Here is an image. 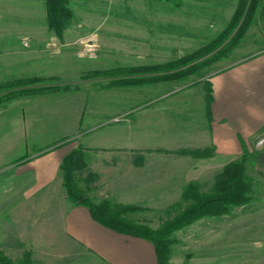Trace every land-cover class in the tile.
Listing matches in <instances>:
<instances>
[{
  "label": "rangeland",
  "instance_id": "obj_1",
  "mask_svg": "<svg viewBox=\"0 0 264 264\" xmlns=\"http://www.w3.org/2000/svg\"><path fill=\"white\" fill-rule=\"evenodd\" d=\"M40 2L0 0V27H18L23 17H27L26 23H36L40 11L43 26L49 27L45 0ZM68 5L73 10L65 28L69 29L68 44L49 48L57 53L43 66L52 75L29 86H67L81 91L72 96L84 106L80 129L52 148L76 142L70 152L80 150L73 181L81 193L96 204L107 200L110 205H135L124 216L158 230L190 203L183 197L187 186L197 183L200 193L211 192L229 159L216 153L213 144L195 148L196 143L183 138L180 130L204 124L206 102L196 94L202 85L208 91L207 83L214 74L264 48V0L241 38L231 43L237 37V26L225 42L193 62L201 63L193 74L128 85L114 84V78L103 73L165 63L205 47L229 23L233 15L228 17L230 4L214 0H68ZM6 92L9 90L1 93ZM263 148L254 141L251 150L245 148L246 173L252 183L250 200L225 215L204 216L173 231L169 264H264V170L257 164V153ZM204 151L213 156L202 154ZM61 176L63 179L62 170ZM63 187L69 203L87 208L70 200ZM43 214L45 219L48 213ZM91 218L85 228L91 243L62 245L60 230L57 257L50 260L40 254L36 261V251L26 253L34 264H159L152 241L117 232ZM2 258L11 259L0 248V261ZM11 260L18 264L24 259Z\"/></svg>",
  "mask_w": 264,
  "mask_h": 264
},
{
  "label": "crops",
  "instance_id": "obj_2",
  "mask_svg": "<svg viewBox=\"0 0 264 264\" xmlns=\"http://www.w3.org/2000/svg\"><path fill=\"white\" fill-rule=\"evenodd\" d=\"M214 1L230 4L228 17L237 5L235 0ZM39 15L36 23H26L27 17H23L18 27H0V83L52 75L44 72L43 64L57 53L50 47L62 42L67 46L69 29L59 37L43 26L41 11ZM209 80L211 103L205 85L196 93L206 102L204 124L197 129L185 127L180 133L196 143L195 148L213 144L216 153L229 158L228 163L243 155L245 148L251 150L253 141L256 143L264 133V48ZM80 92L55 90L23 95L0 106V248L13 260L24 259L28 250L36 251V261L40 254L50 260L57 257L60 230L62 245L92 241L85 232L92 221L90 212L69 203L61 176L62 159L76 142L52 148L80 129L84 106L72 99ZM24 155L27 158L18 162ZM257 164L264 170V148L257 153ZM43 213H48L45 219Z\"/></svg>",
  "mask_w": 264,
  "mask_h": 264
},
{
  "label": "trees",
  "instance_id": "obj_3",
  "mask_svg": "<svg viewBox=\"0 0 264 264\" xmlns=\"http://www.w3.org/2000/svg\"><path fill=\"white\" fill-rule=\"evenodd\" d=\"M262 0H239L236 9L226 27L218 34V36L209 42L205 47L176 58L174 60L146 65L143 67H119L117 70L108 71L103 74H110L114 79V84H136L141 82L173 80L184 78L193 74L200 67L201 63H193L199 57H202L208 51H211L217 44L225 42L232 30L239 26L237 37L232 39L231 43L241 38L242 32L248 27L249 23L255 16L257 9ZM47 9V21L49 27L55 33L62 37L63 32L73 17V10L68 5V0H45ZM241 33V34H240ZM165 70V73L160 71ZM116 73V74H115ZM139 73H149V78L137 76ZM137 74V75H136ZM44 78L32 77L21 78L0 83V93L9 90V92L0 94V105L7 101L17 98L23 94L41 93L49 90H69L67 86H39L29 87L31 85L43 82ZM207 100L208 104L212 101L211 82L207 83ZM24 87L22 89H15ZM209 107V106H208ZM244 155L238 160H232L225 164L222 171L216 176L214 188L211 192L200 193L197 183H191L184 190L183 197L190 203L179 213L174 219L166 222L158 230H153L146 225H142L128 220L124 214L135 210V205L116 204L110 205L109 201L104 200L101 203H94L91 199L81 193V190L74 183L73 169L80 150H74L67 154L61 163L63 172V184L70 200L76 204L87 206L91 216L104 226H107L117 232L129 234L136 237H142L153 242L159 264H169L170 246L173 242L171 235L173 231L179 229L204 216H221L229 213L235 206L243 205L250 200L252 183L250 177L246 173L247 156ZM194 155L200 153L192 152ZM209 155V153H202ZM27 158V155L20 157V162ZM0 264H16L11 259L2 258ZM18 264H34L29 253H26L24 260Z\"/></svg>",
  "mask_w": 264,
  "mask_h": 264
},
{
  "label": "built area",
  "instance_id": "obj_4",
  "mask_svg": "<svg viewBox=\"0 0 264 264\" xmlns=\"http://www.w3.org/2000/svg\"><path fill=\"white\" fill-rule=\"evenodd\" d=\"M256 145L263 146L264 145V133L258 137L256 140Z\"/></svg>",
  "mask_w": 264,
  "mask_h": 264
}]
</instances>
